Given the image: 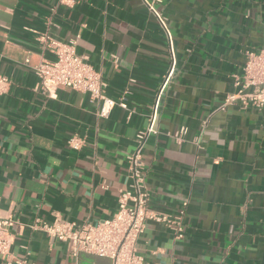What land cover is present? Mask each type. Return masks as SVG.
Wrapping results in <instances>:
<instances>
[{
    "label": "crops",
    "instance_id": "obj_1",
    "mask_svg": "<svg viewBox=\"0 0 264 264\" xmlns=\"http://www.w3.org/2000/svg\"><path fill=\"white\" fill-rule=\"evenodd\" d=\"M42 35L72 42L100 72L116 102L107 118L88 94L39 91L33 67L54 59ZM263 43L264 0H0V75L11 82L0 96V214L13 223L12 259L110 264L72 257L30 225L110 219L130 184L126 156L150 126L142 149L149 208L180 217L183 236L147 222L137 253L149 264H264V110L219 109L245 52ZM170 48L174 72L160 91ZM73 137L83 140L77 150Z\"/></svg>",
    "mask_w": 264,
    "mask_h": 264
},
{
    "label": "built area",
    "instance_id": "obj_2",
    "mask_svg": "<svg viewBox=\"0 0 264 264\" xmlns=\"http://www.w3.org/2000/svg\"><path fill=\"white\" fill-rule=\"evenodd\" d=\"M149 9L169 37L164 19L153 6L149 5ZM37 41L42 50L54 56L53 60H44L33 67L38 79L39 91L49 98L55 97L58 88L88 94L92 100L100 103L97 115L100 118H107L116 102L104 95L105 83L100 72L92 67L86 57L76 53L72 42L54 41L47 35L39 36ZM169 56L171 65L163 77L160 91L168 85L173 76L174 53L171 48ZM10 83L8 77L0 75V96L8 92ZM233 89L225 96L219 107L220 110H224L233 103H238L241 109L264 110V43L258 51L245 52V63L241 74L234 77ZM119 105L125 107L122 102ZM150 132L152 129L149 126L135 136L137 143L135 151L126 156L130 184L127 189L119 192L117 210L110 219L86 222L82 225H76L61 218H56L51 223L35 219L30 229L64 243L72 257L82 253L89 254L104 257L110 261V264H149L137 253L136 248L147 222L163 224L172 229L176 239H181L183 228L180 217L170 218L149 208L150 195L145 187L142 149L146 136ZM184 133L185 129L182 128L172 137L180 143ZM69 146L77 150L83 146V140L73 137L69 141ZM182 214L181 211L179 216ZM12 224L11 220L4 219L0 214V260L5 264H37L12 259L9 240V228Z\"/></svg>",
    "mask_w": 264,
    "mask_h": 264
}]
</instances>
